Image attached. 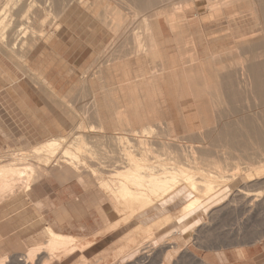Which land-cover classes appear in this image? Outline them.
Segmentation results:
<instances>
[{
    "label": "bare ground",
    "instance_id": "obj_1",
    "mask_svg": "<svg viewBox=\"0 0 264 264\" xmlns=\"http://www.w3.org/2000/svg\"><path fill=\"white\" fill-rule=\"evenodd\" d=\"M179 1L184 2V0H113V2L121 7L123 6V8L126 7L130 10L134 17V21L129 19V16H127L128 14L125 15L119 11L120 8H116V5L111 9L112 14L108 12L109 15H113V17L108 18L109 20L111 18L110 21L107 20L108 14H97L100 7L99 0L93 1L89 6L92 7L93 12L96 13H94L95 20L101 22V24L103 23L104 26H111L109 30L111 29L116 39L118 37L116 35H119V33L121 36L120 38L126 39L128 42H131L133 38L132 40L134 42L132 41L133 43L131 42V44L136 47H129L132 52L136 49V51L134 50L136 58L137 55L140 56V53L144 50L143 48V50H141V47L143 45L142 42L146 39L143 38L144 41H142V38H140L141 35H138L139 32L137 34L134 30L128 31L129 29L127 27L125 28V26H130V22L132 21L131 26H133V23L137 27H139L138 24H144L143 26H146L147 29H145L147 31L151 30L148 34L149 44H146V47L144 46L145 43L143 45L146 49L147 56H150L149 63L151 66L148 65L150 68L148 67L149 70L145 73L146 75L144 77H146V81L144 82L152 84L153 88L150 86L152 91L158 92V101L161 103L158 106L159 108L155 107L158 110L155 111V109H151L149 104L153 101H150L151 96L149 95V97L145 92L146 95L144 94L140 97L143 100V104L140 105L137 99L138 97L134 95V113L123 114L122 109L126 108V101L121 95L125 93L124 91L127 87H133L134 83H137L136 86L138 85L139 87L142 86L143 83L140 82L142 77L137 76V74L136 76L134 74L137 82L134 81V83L131 82V84L127 83V81H131L133 75L129 73V65H125V60L123 63L125 66H128L127 68L124 67V65H119V62L122 61L119 59L120 61L118 63L115 61L117 64L114 62V65H108V68L111 66L113 67L110 68L112 70L114 69L116 71V68L122 70V72H119L120 76L112 75L114 73L119 74L114 72V70H107L108 73L106 74L108 75H105L103 71H101L103 78L101 79L105 81V86L108 85L106 88H109L110 92L116 94L113 96L118 95L117 99L113 97V99L115 98L114 101L117 102V108H115V119L118 120L117 123L115 122L116 120L113 121L115 123L110 122L109 120L111 117H108V119L105 117V113L104 116L98 113L96 111L97 106L95 111L98 113L96 116H99V119L98 117L96 118L100 121L102 119L99 125H89L86 122L80 121V123L77 124L76 130L73 132L74 135L72 136L74 137L72 139V136H70V140L63 136L51 138L45 143L37 144V146L32 147L33 149L29 152L33 153L34 160H38L39 157H37V155L39 156V154L42 156L43 153H47V155L52 153L56 154V151L62 146V142L71 143L73 146H75L74 143L77 144L79 142L78 144L80 146L78 145L79 148H77L80 149L82 146L80 143L85 144L87 143L85 141L92 142L90 140L102 139L103 142L102 140L99 141L107 148V160H102L100 157L99 161H101V163H98V158H95L96 155L94 153H96V149L94 148L95 150L93 153L92 147L97 145L96 142L100 143L96 141L93 143L95 146H92L93 144H90L92 147L88 145L92 148L89 150L90 153L92 152L90 158H86L90 165L85 159L82 161L79 159L80 162L77 163L72 160L73 167H70L68 162H61L62 164H60L56 161L57 164L56 162L52 164V154L50 155L52 156L50 160H46L44 162V167L40 170H42L41 172L43 173L52 171L62 180L82 178L91 188L100 190V193L105 195L114 207V212L122 216V221L120 220L121 223L118 221L116 226L113 225L111 229L108 227L110 231L117 229L120 224L130 222L136 215L151 208L156 203L165 201L167 198L171 199L170 197L172 194L182 187L189 188L195 197L183 205L175 215H166L167 217L165 216L164 218H168V221L170 218L172 220L173 216L178 218L186 217L187 220L184 219V222H187L189 225L193 223L199 224L204 216L207 217V215H209V210L207 211L208 205L212 204L209 200L220 203L221 200L223 201L224 197L229 196V194L226 195V193H228L226 190L232 192L233 189H236L238 194L241 193L240 195H244L245 199L249 201V199L253 200L254 198L249 190L252 188L257 189L264 185V0H187V3H191L187 5L188 7L195 5L198 10L203 9L209 15H212L213 19L215 18L218 21L220 19H226L229 23L239 24V26H227L230 30L228 29L229 31L226 32V35L223 34L232 40V45L234 44L233 48L229 50L226 49V52L224 51L221 53L225 58L227 55V60L221 63L223 62V57H219V54L218 57L222 60L219 61V66H215L217 65L216 61H213L215 63L214 65L210 60L211 62H208V68H205L207 66L203 67L201 61L195 58V65L191 66V69L195 68L197 70L194 74H190V70H188L185 65V60H182L181 67L178 66L179 62L177 64L175 60L169 61L167 56L163 53L161 46L160 35L162 34L159 31V20H161V17L166 16L169 18L170 26H177L178 24H175V18H179L180 16H178V14L181 12L185 15V9H182L183 4L177 3ZM84 2V0H0V26H6L5 29H7V26L11 29L17 26V33H15L17 39L14 38L15 41L13 44L11 42L14 36H12L11 33H7L9 29L5 31L4 27L2 28L4 31L0 34L1 50L5 49L8 53H11L10 50H13L12 53H15L14 49L20 47L23 51V55L19 56L21 60L16 57L19 59V61L17 60L18 64H20L19 67L24 70V72L34 75L33 70L25 60L26 56H24V51L26 55L31 53L32 50L36 48L35 41L27 39L22 43V40V45H28L26 47L24 46L25 48H22V45L17 46L16 43L23 38H27L28 35H31L29 34L31 33V31L29 32L30 26L63 25L64 22L61 20L58 21L60 18L57 14L61 11L71 10L74 5L78 7L84 6ZM86 5L85 7H87ZM104 7L105 9L107 8L104 12H107L110 10H108V8L111 6L109 2H107ZM184 17L186 18V15ZM5 20L7 22H5ZM125 29L126 31L124 32ZM1 30L0 32H2ZM43 31L44 30H42V34H40L42 36ZM32 32L35 34V31ZM129 36L132 37L131 39L129 38L130 41L128 39ZM118 39L117 46L126 41ZM180 39L182 40L181 37ZM46 40L48 41V39ZM119 41L121 42L119 43ZM145 42L147 43L148 41ZM126 45L124 47H126ZM147 46L149 47L148 51ZM196 48L197 46L195 47V51ZM132 52H130V56ZM143 56H145L144 52ZM174 56L175 55H173L172 59ZM215 57L218 58L216 55ZM215 57L210 58L214 59ZM90 69L88 68L87 72H89ZM175 70H180L182 72V83L178 81L176 75H173ZM224 72L226 74H224ZM88 77L89 76H87V78ZM116 78L118 80L114 82ZM137 78L140 79V84H138L139 79L137 80ZM133 80L134 79H132V81ZM86 82L87 80L84 81V83ZM89 82L93 86L92 80L88 81V83ZM110 82H112V84H110ZM113 83L115 84L113 85ZM86 86H84L85 89ZM180 86H182V89L179 92L177 90H179ZM144 88L143 90L145 91ZM89 91L90 90H88V92ZM157 92H155L156 96ZM94 96L97 97V94H94ZM158 101L155 105H158ZM101 110L104 109L101 108ZM90 113L91 111L88 115H90ZM93 113L94 112H92V114ZM93 118L96 119L94 116ZM87 129L88 131H86ZM77 148L76 150H78ZM64 150L65 149H63V151ZM64 152L68 155L74 154V152L72 153L70 151L69 153L67 150ZM89 152H86L87 155ZM62 153L63 152H61V154ZM92 154H94V157ZM96 154L98 156V153ZM6 155L7 156L1 161L2 166H0V214L7 218L12 213H15L13 212V208H10L11 205L15 207L17 205L20 206L19 203H24L25 193L29 192L30 183H33L35 180L30 174L35 170H31L32 173H28L29 170H27L26 167L28 166V164H26L28 160L27 157L31 154L22 153V155ZM81 155H83V153ZM76 157L77 156H75V158ZM87 157H89V155ZM109 157L111 161L108 160ZM44 158L49 159V156L43 157L42 160ZM95 159L98 165H100L99 167ZM22 161H26V165H22L24 163ZM93 161H95L94 163L96 164L93 163L95 165L94 168L91 165ZM40 162L38 160L36 165H38V163L40 164ZM31 163L29 164V168L31 167ZM74 163L76 166L73 165ZM34 164L33 168L35 167ZM96 166L99 169H96ZM39 167L40 165L37 167V170ZM41 172L39 174L38 171V176L43 174ZM224 189L225 192L223 191ZM237 193H233L234 198L238 195ZM253 196H255V194ZM255 199L253 202L256 203ZM259 199L260 198H258L257 201ZM17 202L19 203L17 204ZM14 204L17 205L14 206ZM249 204H246L247 206L245 205L246 208L251 207L253 211L255 207L252 208L253 204ZM256 205L257 203L255 206ZM225 207L227 209V206ZM14 209L16 210L18 207ZM217 214H219V212ZM42 221H40L42 224L41 228L38 229L39 225H35L37 226V230L28 236L26 235L25 238L21 237L24 239L25 245H22L27 247V253L25 256L13 255V261H15L16 264H32L31 260L34 262L36 259L39 261V264H51V261L55 258L60 260V256L58 257L57 255L59 253L71 255L77 250L82 251L86 249V247L93 245L92 242L85 245L83 240H79L72 235L62 234L50 225H44ZM182 222H180L179 225H181ZM109 229H105L106 231L103 230V232L107 233ZM187 231L189 232L190 230ZM189 234L190 233L187 235L186 233L185 235L190 236ZM101 236H103V234ZM20 241L19 243H21ZM164 242L167 241L164 240L162 244H168V242ZM164 245L162 246L163 248ZM170 245H172V243ZM170 245L169 247L172 249ZM5 247L6 245L4 246L5 250L3 247L0 248V264H7L8 261H12L11 250L14 247L9 246L7 247L8 249ZM1 249L3 250L1 251ZM143 249H145V251H142V253L138 250L144 260L141 261L142 263L145 261L147 262L149 258L147 257L146 248ZM176 250L178 253L179 249ZM177 253L174 254L173 252V256H177L179 254ZM17 254H19V252ZM168 255L169 254H167V256ZM170 259L171 258L167 260ZM201 261L203 263L204 260ZM83 264L86 263L83 262Z\"/></svg>",
    "mask_w": 264,
    "mask_h": 264
},
{
    "label": "rangeland",
    "instance_id": "obj_2",
    "mask_svg": "<svg viewBox=\"0 0 264 264\" xmlns=\"http://www.w3.org/2000/svg\"><path fill=\"white\" fill-rule=\"evenodd\" d=\"M84 1H85L84 2L85 5L87 4L86 5L87 7H85L84 4H83L84 6H80V7H78L77 5H74L73 8H71V10L64 11V12L61 11L59 12V14H57L58 17L60 18L58 19V21L61 20L62 22L65 23V24L63 23V25L61 24L62 26L61 25L57 26L56 24L54 26H47V25L40 26V27L30 26L29 32L31 31V33L29 34H31L32 36L28 35L27 38L25 39L23 38L19 40L18 42L16 40L17 46H21L22 43L26 41L27 39H30V40L32 39L35 41L36 48L32 50L31 53H28L27 55H26V52L24 51V56H26L25 60L27 61V63L31 67H33V69L36 71V76L30 73H26L22 69H21L22 71L19 69L18 67V61L20 59L19 56L23 55V51L20 49V47L17 49L16 48L14 49L15 53H12L13 50H10L12 55L11 53H8L3 48H2L3 50H1V47H0V157H1L0 166H2L1 161L4 159V157L7 156L6 154H9V155L10 154L11 155L12 154L22 155V153L31 154L29 157H27L28 163L26 161H22L24 162L22 165L28 164V166H26L27 170H29L28 173H32L31 170L37 171V172L34 171L32 174H30L32 175L33 178H35V180L31 178L34 180V181L32 180L33 183L32 182L30 183L32 186L35 183L43 179L56 180L62 185L66 183H78L82 185L86 193L82 196V199L86 200L87 197L88 198L93 197L99 200L100 204L103 206L102 208L104 212L108 215V216L105 215L104 219L110 218V220L113 222L109 224L110 225L109 228L111 229L113 225L116 226L118 224V221L120 222L122 216H119V213L114 212L115 211V209H113L114 207L111 205V203L106 198V196L100 193V190L91 188L90 185H88L82 178L80 179L74 178L73 180H62V179H59L56 176V173H53L52 171L45 172V173L41 172L42 170L40 169L44 167L45 165L44 162L46 160H50V158L52 157L50 155H52L53 153L48 154V155L47 153H43V156L41 154H39V156L37 155V157H39L38 159L39 162L41 160L40 164L38 163V165H36L37 164L36 162H38V160L37 159H36L37 161L34 160L33 153H29L33 149L32 147L37 146V144L39 145V144L45 143L51 138H59L63 136V137H66L68 140H70V136L74 135L73 132L74 130H76L77 124L80 123V121L86 122L89 125L90 124H93L94 126L99 125L102 119L100 118L101 121L97 120L96 117H98L99 119V116H96L98 115V113H101L103 116L105 113L106 114L105 117L107 118L111 117V119L109 120L110 122H113L116 120L115 119V113H116L115 108H117V102H115L114 99L115 98L117 99L118 95L113 96L116 94H113L112 92H110L109 88L108 89L106 88L108 87V85L105 86L106 83L104 80H102L103 78L101 74V71H103L105 75H108L106 74L108 73L107 70L108 71L112 70L110 68H113L111 66L114 65L113 63L115 61L118 63L120 60H122L119 62V65H124V63L125 65H129V67L124 65V67L126 68L128 67L129 73L133 76L131 77V81H127V83L131 84V82L132 83H134V81L137 82L135 80L136 77H134V74L135 76L137 74V76L142 77L141 81H140L141 79L140 77H139L140 79L137 78V80L139 79L138 82L140 81L141 83H143V85L142 84L141 85L145 87V88L142 86L139 87L138 85L136 86L137 83H134L136 88L133 85L134 88L127 87L125 89L124 91L125 93L121 95L122 98H124L126 101V108L122 109L123 114L134 113V109H133L134 95L138 97L137 99L140 105H142L143 100L140 97L141 95H144L145 92L148 96L149 95L151 96V97L149 96L150 101L151 100L153 101V102L151 101L152 103L149 104L152 110L155 109V111H157L158 109L156 108L159 106V104H161L160 101H158V92L155 91L157 92V96H156L155 92L152 91L153 85L144 82L146 81V77H144L146 75L145 73L151 67L149 63L150 56H147V52L145 49L146 44H149L148 34L151 32V30L147 31L146 26H143L144 24L143 25L138 24L139 27H137L133 23V26H131V22L134 21L133 19L134 17L131 14V11L128 10L126 7L124 8L123 6L121 7L117 3L113 2V0H105V1L99 0L100 7L98 9L99 11L97 14L99 13L106 14V15L108 14L107 20H109L108 19L109 17H113V15L111 16L109 15V13L112 14L111 9H113L114 5H116V8L117 7L120 8L119 11H121L125 15L128 14L127 16H129V19L132 20V21L129 20L131 21L130 26H125V28L127 27L129 29V30L127 29L128 31L134 30V32H136L137 34L139 32L138 35L142 36V37L140 36V38H142V41H144V39H146L145 41H148L147 43L145 41L142 42L143 45L145 43L144 45L145 47L142 45L141 50L143 49L144 50L141 52L142 55L140 53V56L137 55V58H136L135 57L136 49H134L135 51L133 50L132 52L131 48L129 47V46L131 47L135 46L131 44V42L133 41L132 40L133 38L129 36L128 39L129 38L130 39L132 38V39H131V42H128V40L120 38L121 36L119 33V35H116L118 36L117 39L119 38L120 40H126L125 41L126 43L124 41L123 42L125 43V45L126 44L127 45L126 47H124L125 46L124 43H120L121 41H119L120 46L119 45L117 46L118 41L116 37L113 36V32L111 31V29L109 30L111 26H104L103 23L101 24V22L95 20L96 13L93 12L92 7H89L90 3L92 4L93 1H98V0H84ZM104 2L105 4L109 2L111 6L110 8H108V10L109 9L110 10L107 12H104L107 9V8L105 9L104 7L105 6ZM177 3L183 4L182 9H185L184 11H185L186 18L184 17L185 15L182 12L178 14V16L180 17L177 19L175 18L176 20L175 24L176 25L178 24L177 26H170L169 18L166 16L161 17V20H159V29H160L159 31L162 34L160 35V39L162 43L161 46L163 49V53L167 56V59L169 61L175 60L177 64L179 62L178 64L179 67H181L182 60H185V65L187 66L188 70H190L189 71L190 74H194L197 71L195 68L191 69V66L195 65L194 64L195 58H198L199 61H201V64L203 67L207 66L205 68H208L209 66L208 62H211V61L212 62L216 61L217 65H215L214 62L213 64L215 66H219V61L223 57L221 53H223L224 51L226 52L227 50L233 48L234 46V44L232 45L233 43L232 40L225 36L226 32L230 30L227 26H239V24L229 23L226 19H222V20L220 19L218 21L214 18L215 19L214 20L213 16L209 15L203 9L198 10L197 7H195V5L188 7L187 5L191 3H187V0H184V2L179 1ZM5 22L7 21L5 20ZM141 25L143 26V29ZM3 27L4 26H0V30ZM5 28L6 26L4 27V29ZM15 28H13L14 31L13 29L9 28V26H7V29L9 30L5 29V31L7 30V33H11V35L14 36L12 37L13 39L11 42L12 44L15 41V39H17L15 37L16 36L15 33H17V26H15ZM4 29L1 30L2 32H0V34L3 33ZM41 29L44 30L43 36L40 35L42 34ZM32 31H35V34L37 35L33 34L34 32ZM125 31L126 29L124 30V32ZM178 35H181V36H178ZM180 37L182 38V40L180 39ZM44 38L48 39V41ZM128 44H131V45H128ZM24 46L26 47L28 45L24 44L22 45V48H25ZM196 46L197 48L195 51ZM148 50H149V47L147 46V51ZM194 51L197 54L198 53L199 54L197 55ZM130 52H132L133 57L132 55L130 56L131 54ZM143 52L146 57L143 56ZM194 54L197 56H195ZM219 54H220L219 57L221 58L218 57ZM173 55L175 56L172 59ZM215 55L219 59L216 58ZM129 56H130V59H129ZM16 57L19 59H17ZM210 57L211 58L215 57L214 58L215 60L211 59ZM224 58L225 57L222 58L223 62L221 63H224V60L225 61L227 60L226 59L227 55H226V58L225 59ZM116 62L115 64H117ZM108 65H111L110 68H108ZM88 68L89 69L91 68L89 72H87ZM120 71L122 72V70L118 68H116V71L114 70V72H117V73H119ZM85 74L89 77L87 78ZM224 74L226 73L224 72ZM112 75L120 76V73L119 74L114 73ZM173 75H176V78L178 79V81L182 83L181 81L182 72L180 70L179 71L175 70L173 72ZM132 79L134 80L132 81ZM86 80H87L86 83L92 80L93 86L90 84V82L88 84L84 83V81ZM117 80H118L117 78L114 79V82H116ZM112 82H110V84H112ZM140 82L138 84H140ZM114 84L115 83H113V85ZM3 86H7V87L11 86V89H12L11 97L12 99H15L16 101H18L16 105L14 104L13 100L11 103L4 102L3 100L4 96L2 93L3 91L1 89V87ZM84 86H86V89ZM150 86H152V88ZM143 88L145 89V91L143 90ZM35 89L38 90L37 94L39 91L41 92L40 94L42 98V102L40 104V107L42 109V127L41 128L27 125L26 124L27 119H25L24 117L25 114H28V111H26L27 109L25 105L28 103L32 107H34L35 98H36L35 95H31V96L28 95L27 90H29L30 92H34ZM106 89L108 90V92ZM181 89H182V86H180L179 90L177 91L180 92ZM88 90H90L89 91L90 93L88 92ZM111 90H112V87H111ZM94 94L95 95L97 94V97L94 96ZM113 97L115 98L113 99ZM37 100H38V95H37ZM155 100L158 101V105H155L157 104V101ZM71 107H72V110H71ZM95 108L98 113H96ZM101 108L104 110H101ZM90 111L91 113L90 115H88ZM92 112L94 113L92 114ZM93 116L96 119H94ZM117 121L118 120H116L115 122L117 123ZM86 131H88V129ZM73 137L74 136H72L71 139ZM99 140L100 139L90 140L92 142L85 141L87 143L89 142L88 144L80 143L82 145L80 147L81 150L78 149L80 146L78 144L79 142L77 144L74 143L75 146H73V144L71 145V143L68 144V143L62 142L63 144L61 143L62 145L60 146L61 148L59 147V150L56 151V154H53V157L51 158L53 160V161L51 160L52 164L53 162H56V161H58L60 164L68 162V165L71 167L74 161H76L75 163H77V162H80L79 159L82 161L84 159L86 160V158H90L91 153L92 152L94 153L95 149H96L95 152L98 153V156L96 153H94L97 156V157L95 156V158L96 159L98 158L97 159L98 163H101V161H99L100 157L102 158V160H107V155H108V153L106 152L107 148L102 143L103 140L101 139L102 142H100L101 140L100 141ZM96 141H99L101 144L97 143ZM95 142L97 144L96 146L93 144ZM90 144H93L92 146H95V147H92ZM88 145H90L93 149L90 148V146ZM76 148L78 150H76ZM63 149H65L64 151L67 150L69 153L70 151L72 153L74 152V154L68 155L67 153L63 151ZM90 149L93 150V151L91 150L92 151L91 153L89 152ZM20 150L23 152H21ZM61 152H63L64 154L63 153L61 154ZM86 152H89L88 153L89 157H87L88 155ZM82 153L83 155H81ZM94 154H92L93 157H94ZM46 156H49V159L44 158L42 160V158ZM75 156L77 157L75 158ZM72 160L73 162H71ZM97 160H96V163H97ZM108 160L111 161V158L109 157ZM94 162L95 161L91 163L93 168L96 165ZM30 163H31V167L29 168ZM75 163L73 164L74 166H76ZM87 163L90 165L88 161ZM33 164L35 166L34 168H33ZM39 165L40 167L37 170V167ZM99 166L100 165H98V167ZM96 169H99V168H97L96 166ZM38 171H39V174L40 172L43 174H41V176L40 175L38 176ZM36 176H38L39 178ZM31 185H30V189L32 187ZM223 191L225 192V189ZM249 191L252 197H254L253 200L256 198L255 199L257 203L256 206H255L256 203L253 202L252 199H249L248 201V199H245L244 195H240L241 193L238 194L236 189H233L232 192L226 190V192H228L226 193V195L229 194L228 197L226 196L228 200L226 197H224L223 201L221 200L220 203L214 200L213 202L209 200V202L212 203L208 205L209 207L207 208V211L209 210L208 211L209 215H207V217L204 216V218H202L199 224L193 223V224L188 225L187 222H184L185 220H187L186 217L178 218V217L173 216L175 218L172 217V220L170 218L168 221H167L168 218L167 219L164 218L166 215H175V213L178 210H180L181 207H183V205H185L188 201H191L195 197V195L189 190V188L182 187L180 190L172 194V196L170 197L171 199L167 198L165 201H160L156 203L151 208H148L147 210L136 215L130 222L126 224L125 223L120 224V226H118L117 229L110 231V229L107 227L106 229H109V232L107 231L106 233V232L101 231L98 234H96L93 238L80 239L76 237L79 240H83L85 245H87V243L89 242H92L93 245H91L90 247H86V249L82 251L77 250L74 254H71V255L70 254L63 255L62 253H59L57 255L58 257L60 256V260L55 258L51 261L52 262L51 264L53 263H56V264L57 263H60V264L82 263L83 264V262H85L86 264H204L201 261L202 259L201 255L204 251V248H208L213 244L230 241L231 232L234 230L235 231L240 230L242 232H245L246 238L252 243H256L259 240L264 242V203H260V202H264L263 201L264 200V195H263L264 185H262V187L261 186L258 187L257 189L252 188ZM234 192L238 194V195L236 194L237 196L235 198L233 197ZM254 194L255 196H253ZM256 194H258L259 196ZM258 198L262 200L261 201L259 199L260 200V201L258 200L259 203L257 201ZM24 200H25L24 203H21L22 205L19 202H17V204L19 203L20 206H18L17 204H14V206L17 205L15 207H18V209H16L17 211L14 209L15 207H13V205L10 206V208L11 209L13 208V212H15L16 214L12 213L7 218L0 214V248L3 247L4 249L5 245H6L5 248L9 246L14 247L11 250L12 257L10 256L12 261H13L14 256H20V255L25 256V254L27 253V249H26L27 247L23 246L25 245V242H24V239L22 238H25L26 235L28 236L32 234L35 230H37L38 225L39 226L41 225L40 227L38 226V229L41 228L42 224L40 223V221L42 220H43L42 223L44 225H50L47 222V220L42 215H40L37 212V210L32 206L29 200V192L25 193ZM249 202L250 204L251 203L253 204L252 208L255 207L253 209L254 212L252 211L251 207L246 208L247 206L246 204H249ZM243 205L244 206L246 205V206L244 207ZM225 206H227V209ZM212 211L215 213H213ZM218 212L220 215L217 214ZM56 216L58 217V219L61 220V216L59 213H57ZM165 220L167 221L168 224L166 223ZM180 222H182L181 225H179ZM176 226H179V227H176ZM187 230H190V231L188 232ZM186 233L187 235L188 233H190L189 234L190 236L185 235ZM102 234L103 236H101ZM166 237H169L170 239ZM185 237L186 238L188 237V238L186 239ZM96 240L98 243L97 245H94ZM98 240L99 241L101 240V241L99 242ZM164 240H166L168 244H165V245L162 244ZM19 241L21 243H19ZM167 242H164V243H167ZM171 243L172 245H170ZM163 245H164V248L162 247ZM169 245L172 246V249L169 247ZM174 246L175 247L177 246L176 249H179L178 251L179 254L177 253V250L175 249ZM134 248L135 249L138 248V249L135 250ZM143 248H146L147 255H148L147 257H149L147 259V262L145 261L144 263L141 262V261H144L141 255L142 251H145V249ZM261 248H264V247L261 246L259 250H261ZM3 249H1V251ZM138 250L141 253H139ZM17 251L19 252V254H17L18 253ZM172 251L174 252V254L177 253L178 255L176 254L177 256L175 255L173 256ZM148 253H151V254H148ZM167 254L169 255L167 256ZM169 258L171 259L167 260ZM11 259L9 258L10 261ZM12 261L11 262L8 261L7 264H16L15 261L13 262ZM31 262L32 264H39L38 263L39 261L37 259L36 261L34 260V262L33 260H31Z\"/></svg>",
    "mask_w": 264,
    "mask_h": 264
},
{
    "label": "crops",
    "instance_id": "obj_3",
    "mask_svg": "<svg viewBox=\"0 0 264 264\" xmlns=\"http://www.w3.org/2000/svg\"><path fill=\"white\" fill-rule=\"evenodd\" d=\"M19 66L20 64H18ZM29 67L33 70L34 76H36V71L33 67L30 65ZM19 69L21 70L20 67ZM1 89L3 91L4 102L11 103L13 100L15 105L18 103V101L11 97V86H3ZM27 91L28 95H35L36 98L34 107L28 103L25 105L26 111H28V114L24 116L27 119L26 124L41 128V92L39 91L37 94L38 90L36 89L34 92ZM84 194H86L84 187L78 183H66L62 185L56 180L43 179L31 187L29 190V200L37 212L56 231L80 239H87L93 238L113 222L110 218H108L109 220L104 219V216L107 214L104 212L99 200L93 197H87L86 200H83L82 196ZM57 213L60 214L61 220L56 216ZM97 243L96 240L94 245H97ZM261 246L264 247V242L259 240L256 243H252L246 238L245 232L234 230L231 232L230 241L213 244L208 248H204L201 260H204V264H264V248L259 250Z\"/></svg>",
    "mask_w": 264,
    "mask_h": 264
}]
</instances>
